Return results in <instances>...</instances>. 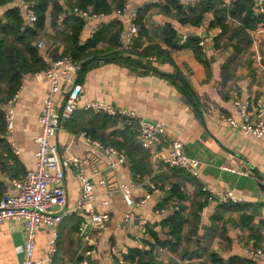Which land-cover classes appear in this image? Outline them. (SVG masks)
Wrapping results in <instances>:
<instances>
[{"label":"crops","instance_id":"1","mask_svg":"<svg viewBox=\"0 0 264 264\" xmlns=\"http://www.w3.org/2000/svg\"><path fill=\"white\" fill-rule=\"evenodd\" d=\"M130 1L138 9L152 6L147 19L153 39L144 40V45L158 43L168 53L169 58L164 60L149 57L154 58L151 61L148 57L132 56L134 62L116 61L104 58L103 55L111 51H104L108 46L100 45L98 50L101 53L96 56V60L85 65L77 78V83L83 88L79 105L81 107L89 102H100L133 112L144 121L164 122L167 134L160 137L152 150H141L137 146L139 140L135 133L136 128L130 129L137 141L135 146L124 135L115 134L126 130L127 124L131 125L125 119H117L115 125L108 126L99 117H95L97 114L78 110L69 122L62 125L53 143L58 147L62 158L78 157L82 160V170L91 178L94 192L99 198L90 207L97 213H109L110 220L105 229L100 230L89 223L87 210L66 217L59 227L53 262L46 264H77L84 261L87 264H116L110 255L112 247L128 252L138 249L147 253L150 246L146 243L155 242L149 232L144 239L138 238L142 224L145 223L147 231L152 228L162 240L168 239V228L164 223L180 208L186 209L185 217L189 221L183 231L184 239L180 244V251L186 248L190 251L201 249L200 256L183 260L168 248L157 247L155 254L159 264H206L210 263L209 257L213 253L226 263L232 257H243L257 264H264L246 254L249 246L264 250V228L260 229L262 241L256 245L252 237L257 232L247 230L239 224L241 212H228L217 223L218 233L214 239L211 242L202 240L209 239L207 230L213 226L212 217L218 207L228 204L219 199L220 194L226 190L239 199L235 204L264 205V191L259 181L264 175V138L256 139L245 135L228 122V119H233L237 124L243 123L240 110L235 105L236 101H249L252 117L256 101L261 99L264 104V25L260 24L255 30H251V45L237 54V39L228 41L223 38L219 40V47H216L215 38L222 29L212 26V12H205L198 25L182 23L176 17V10L170 5V1H175L189 7L202 0H161L159 4H154L153 0ZM236 1L238 0H223L226 5ZM251 1L256 14H262L264 0ZM60 3L63 5V2ZM11 7H19L17 0L0 6V19H3L5 12ZM161 7H168L169 14L163 12ZM120 9H114L103 16L90 13L84 19L81 44L92 38L102 25L113 21L122 23L123 35L129 13L117 15L116 11ZM52 13L51 6L47 12L44 32L38 40L45 42L46 52L40 54L44 57L46 66L49 59H58L64 53V47L53 38L55 30L52 27ZM61 20L60 17L59 21ZM227 24L231 29L240 26L233 19H228ZM166 25L176 33L178 48H172L157 36V30ZM195 36L201 37V41L205 43L204 47H200V57L193 49L184 47L186 41ZM92 56L83 60L88 61ZM68 88L67 84L61 85V92L56 97L59 108L63 105ZM47 94V83L40 81L35 73L23 79L14 104V128L5 138L9 152L5 153L0 149V200L13 192V179H22L35 168L38 151L36 140L41 130L39 116ZM92 136L97 138L92 140ZM174 138L184 143V151L189 157L200 162L198 177L164 165L163 160L169 153L170 141ZM89 140L106 142L108 146L102 144L112 148L114 141L123 144L125 149H115L126 157L127 163L119 164L117 157L106 154ZM134 162L146 170L143 178L152 177L160 184L177 185L188 198L177 201L170 199V192L152 194L143 208L134 211V225L129 230L124 223L127 207L118 187L122 183L134 186L135 200L143 199L147 192L144 185H139L140 175L135 173ZM222 167L234 169L235 172L223 170ZM100 181H104L106 185L101 186ZM64 182L68 207H73L82 190L77 172L72 168L66 169ZM206 188L213 192L212 200L209 199L210 194L204 192ZM104 201H108L109 205H103ZM198 204H202L203 208L197 213L199 222L196 234L188 238L191 234L192 214L197 210ZM247 212L252 213L251 209ZM261 219H264V209L258 212L255 225ZM82 223H85L83 232L80 230ZM25 239L22 224L10 222L1 225L0 264H22L24 254L18 248L24 244ZM53 239V229L42 226L36 237L35 260L48 258Z\"/></svg>","mask_w":264,"mask_h":264},{"label":"built area","instance_id":"2","mask_svg":"<svg viewBox=\"0 0 264 264\" xmlns=\"http://www.w3.org/2000/svg\"><path fill=\"white\" fill-rule=\"evenodd\" d=\"M161 0H153L154 4H159ZM19 8L30 27L38 21V16L34 10L36 0H17ZM262 11V10H260ZM129 13L127 28L121 39L122 49L124 51L132 49L139 30L137 26L138 8L134 7L130 0H125L122 9L117 10V15ZM74 13L83 20L91 14L89 12L75 9ZM94 16H103L104 14H93ZM199 47H204L203 41L199 42ZM36 47L41 53L46 52L45 42L43 40L36 43ZM154 60V58H149ZM82 61H77L72 57L65 55L55 60H48L45 69L35 73L40 81L48 85V94L44 99L42 111L39 116L41 125L40 133L37 137L38 151L36 153L35 168L29 171L22 179H13L11 181L13 192L4 196L0 200V226L5 223H20L24 227L26 239L24 244L18 248L24 254L22 264H46L52 263L57 251V240L59 237V227L62 221L72 216L78 211L87 210L89 223L97 229H105L110 215L109 213H97L90 206L99 201L98 195L94 192V185L84 171L82 170V160L78 157L64 159L59 153L58 147L53 140L63 124L69 122L78 110L91 111L95 113L106 114L111 117L127 118L137 122L135 132L139 143L143 149L152 150L160 137L167 134V126L164 122H148L141 120L135 113L116 109L100 102H89L84 106L79 105L83 88L77 83V78L82 72ZM69 86L63 100L61 108L56 100L61 92V85ZM18 98V92L13 95L6 103L2 105L5 119V137L12 133L15 121L14 104ZM236 107L239 108L242 124H237L233 119H228L233 128H239L245 135L256 139L264 138V104L261 99L255 103L253 117L250 114L249 101H236ZM85 135V134H84ZM2 138V136H1ZM90 143L103 150L110 156L117 157L119 164H126V157L119 150L112 147H105L101 142L89 140ZM18 155L19 152L16 150ZM164 165L169 169L183 170L194 177H198V168L200 162L189 157L184 151V143L174 138L170 141L169 153L163 160ZM72 168L77 172V177L82 185L81 196L73 207H68V196L65 187V171ZM223 170L235 172L234 169L222 167ZM264 184V175L259 180ZM101 186H105L104 181H100ZM139 185H144L147 192L143 199L135 200L133 197V188L127 184H120L118 191L121 193L127 211L124 216V223L132 230L134 225V211L144 207L146 201L154 193L170 192L172 186L169 183H157L152 177L140 178ZM204 192L210 194L209 199L214 198L213 192L204 189ZM223 203H238L239 199L234 194L226 190L219 196ZM103 205L108 206L109 202L104 201ZM175 209L178 210L177 207ZM140 230L139 239H144L148 234L145 223ZM42 226L53 229L54 239L50 243L48 258L46 260H35L36 237ZM85 228V223L81 224V232ZM246 254L256 260L264 263V250L260 247L249 246ZM110 255L116 261V264H131L126 258L128 251L116 247L110 249ZM76 264V263H66ZM77 264H87L86 261Z\"/></svg>","mask_w":264,"mask_h":264},{"label":"trees","instance_id":"3","mask_svg":"<svg viewBox=\"0 0 264 264\" xmlns=\"http://www.w3.org/2000/svg\"><path fill=\"white\" fill-rule=\"evenodd\" d=\"M12 1L13 0H0V6L7 5ZM60 2H63V5ZM124 5L125 0H36L34 10L38 16V21L34 27L27 25L19 7H11L5 12L3 19H0V136L5 134V119L2 105L18 92L26 76L41 71L46 67L45 59L37 49L36 43L42 37L46 24L47 12L51 6L53 8L52 27L55 30V36L53 37L54 41H56L57 44L60 43L64 47L62 56L68 55L77 61L83 62L82 71L86 64L88 65L96 60V56L101 53L100 50H98L100 45H107L108 47L104 51H111V53L103 55L104 58L116 61L124 60L127 63L134 62L135 60L132 56L140 58L157 57L164 60L169 58L168 53L163 50L158 43L151 42L149 45H144V40L153 39L150 36V25L147 19L148 12L152 8L150 5L138 9V19L136 23L139 33L132 49L127 51L122 49L121 39L123 25L120 21H113L109 24L102 25L92 38L86 43L81 44L80 37L84 28V20L74 13L75 9L91 14L108 15L114 9H122ZM170 5L176 10V17L179 18V21L182 23L198 25L202 21L205 12H212L214 15L212 26L222 29L220 35L215 38L216 47H219V40L223 38H226L228 41L237 39L238 45L235 48L237 54L251 45V30H255L260 24L264 25V12L257 15L251 0H238L232 2L230 5H226L223 0H202L189 7H184L177 4L175 1H170ZM161 10L169 14L168 7H161ZM60 17L62 19L61 22L59 21ZM228 19L237 20L240 26L231 29L227 24ZM156 34L160 36L162 41L167 45L172 48H178L176 45L177 35L169 25L160 27ZM201 40L202 38L199 36L190 37L186 41L184 47L193 49L196 55L200 57L201 48L198 44ZM90 55H93L92 59L88 61L83 60ZM145 68L149 69V67ZM85 112L91 113V111ZM95 117H99L108 126L115 125L117 119L128 120L131 125L127 124L126 130L116 132L115 134L124 135V137L135 146L137 141L134 134L130 132V129L133 127L137 128L136 121L127 118L111 117L102 113H98ZM86 133L90 135L88 131H86ZM95 138H97V136H92V140H95ZM102 143L108 146L106 142ZM112 145L119 150L126 148L117 141H114ZM137 146L139 148L141 147L138 142ZM0 149L5 153L9 152V148L5 144V139L0 138ZM142 149L141 147V150ZM8 156L10 157L9 154ZM1 157L2 156H0V159H2ZM133 167L136 174L140 175L142 178L145 177L146 170L144 167L139 166L135 162L133 163ZM179 171L187 173L183 170ZM187 198L188 197L181 192V189L177 185H172L170 199L185 201ZM202 208L203 205L198 204L197 210L192 214L193 222L190 227L191 234L188 238L196 234V228L199 222L197 213L201 211ZM250 209L252 213L247 212ZM262 209H264V205L262 204L257 206H242L235 203L220 205L215 215L212 217V228L207 230L206 235L209 239L202 240L211 242L218 233L217 223L222 221L228 212L237 211L241 212L239 217L240 226L247 230L257 232L252 238L255 240L256 245H258L262 241L260 229L264 228V219H261L258 225H255L254 221L258 212ZM185 210V208H180L179 211H175V213L165 221L164 225L168 228V239L162 240L152 228H149L148 232L154 238L155 243H146L150 246V250L147 253L138 249L130 250L126 258L131 264H159L155 254L157 247H166L172 253L178 254V257L183 260L200 256L201 249H192L190 251V249L186 248L180 251V244L183 243L184 239L183 231L189 223L187 217H185ZM189 240L187 242H189ZM193 244L196 246L194 241ZM209 259L210 263L206 264H257V262L243 257H232L228 259L226 263V261L214 253L210 255ZM172 264L175 263L172 262Z\"/></svg>","mask_w":264,"mask_h":264},{"label":"rangeland","instance_id":"4","mask_svg":"<svg viewBox=\"0 0 264 264\" xmlns=\"http://www.w3.org/2000/svg\"><path fill=\"white\" fill-rule=\"evenodd\" d=\"M90 114H98V113H95V112H91ZM6 137H5V134L2 136V138L1 139H5Z\"/></svg>","mask_w":264,"mask_h":264},{"label":"water","instance_id":"5","mask_svg":"<svg viewBox=\"0 0 264 264\" xmlns=\"http://www.w3.org/2000/svg\"><path fill=\"white\" fill-rule=\"evenodd\" d=\"M261 189L264 191V184H261Z\"/></svg>","mask_w":264,"mask_h":264}]
</instances>
